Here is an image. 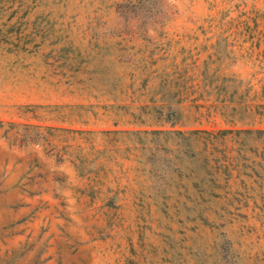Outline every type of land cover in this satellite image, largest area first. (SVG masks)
<instances>
[{
  "label": "rangeland",
  "instance_id": "rangeland-1",
  "mask_svg": "<svg viewBox=\"0 0 264 264\" xmlns=\"http://www.w3.org/2000/svg\"><path fill=\"white\" fill-rule=\"evenodd\" d=\"M0 264H264V0H0Z\"/></svg>",
  "mask_w": 264,
  "mask_h": 264
},
{
  "label": "trees",
  "instance_id": "trees-1",
  "mask_svg": "<svg viewBox=\"0 0 264 264\" xmlns=\"http://www.w3.org/2000/svg\"><path fill=\"white\" fill-rule=\"evenodd\" d=\"M160 131L161 130H153L152 132ZM228 131H230V129L165 130V132L177 135V144H184L182 157L185 156V158L188 159L189 169L184 170L182 166L174 164V166L171 167V170L175 169L176 171H174L176 174V178L173 181L174 188L176 185L178 187L177 189L182 187L177 193L183 196L187 205L194 206L201 204L216 196L230 198L228 195H231V193L228 189L227 182V167H229L230 158L229 156L224 155L225 158L223 159L226 161L224 162L221 159V155L215 154V150H219V146H217L219 145V136ZM249 131L250 129L235 130V132ZM193 141L194 144L198 145H191L193 144ZM193 162H195L200 169H198L195 164L192 166ZM222 172L225 173V176H223L222 181H220L221 179H219L218 173L220 174ZM179 179H182L184 182H180ZM185 181H188V184ZM165 183L168 185V178H165ZM222 187L223 189L219 191ZM161 188L163 189V187Z\"/></svg>",
  "mask_w": 264,
  "mask_h": 264
}]
</instances>
